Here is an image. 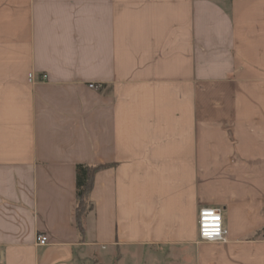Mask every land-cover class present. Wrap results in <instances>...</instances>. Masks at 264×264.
Here are the masks:
<instances>
[{"label": "crops", "instance_id": "1", "mask_svg": "<svg viewBox=\"0 0 264 264\" xmlns=\"http://www.w3.org/2000/svg\"><path fill=\"white\" fill-rule=\"evenodd\" d=\"M262 230L264 0H0V264H264Z\"/></svg>", "mask_w": 264, "mask_h": 264}, {"label": "built area", "instance_id": "2", "mask_svg": "<svg viewBox=\"0 0 264 264\" xmlns=\"http://www.w3.org/2000/svg\"><path fill=\"white\" fill-rule=\"evenodd\" d=\"M47 74L44 73L37 79L34 72L29 73L28 81L30 83H36L37 81H45ZM91 87H96L92 84ZM198 229L199 237L202 241L207 242H226L228 230L224 226L222 211L215 207H201L198 214ZM37 244L46 246L49 244L47 235H37Z\"/></svg>", "mask_w": 264, "mask_h": 264}, {"label": "trees", "instance_id": "3", "mask_svg": "<svg viewBox=\"0 0 264 264\" xmlns=\"http://www.w3.org/2000/svg\"><path fill=\"white\" fill-rule=\"evenodd\" d=\"M107 167V165H87L79 164L77 166L76 186H77V207L76 219L81 231H83L82 216L91 206L90 192L94 185L96 173ZM258 236L264 237V230L258 233Z\"/></svg>", "mask_w": 264, "mask_h": 264}, {"label": "rangeland", "instance_id": "4", "mask_svg": "<svg viewBox=\"0 0 264 264\" xmlns=\"http://www.w3.org/2000/svg\"><path fill=\"white\" fill-rule=\"evenodd\" d=\"M130 262V264H135V260H133V261H129Z\"/></svg>", "mask_w": 264, "mask_h": 264}]
</instances>
